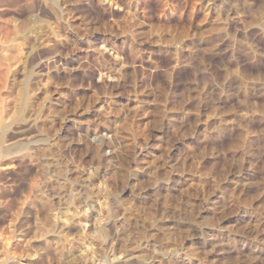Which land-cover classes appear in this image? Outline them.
Returning a JSON list of instances; mask_svg holds the SVG:
<instances>
[{"label":"clouds","instance_id":"9594fccd","mask_svg":"<svg viewBox=\"0 0 264 264\" xmlns=\"http://www.w3.org/2000/svg\"><path fill=\"white\" fill-rule=\"evenodd\" d=\"M0 224V264H264V0H0Z\"/></svg>","mask_w":264,"mask_h":264},{"label":"rangeland","instance_id":"374dc122","mask_svg":"<svg viewBox=\"0 0 264 264\" xmlns=\"http://www.w3.org/2000/svg\"><path fill=\"white\" fill-rule=\"evenodd\" d=\"M233 103H234V101H233ZM223 107H230L231 106V104H223L222 105ZM194 118V117H193ZM229 119H231V116H229L228 117ZM158 154V153H157ZM73 231H75L74 229H73ZM0 236L1 237H3V244H5L4 246H10V241L8 240V238H7V236L6 235H4V234H0ZM6 241V242H5ZM5 242V243H4ZM9 242V243H8Z\"/></svg>","mask_w":264,"mask_h":264},{"label":"bare ground","instance_id":"6f19581e","mask_svg":"<svg viewBox=\"0 0 264 264\" xmlns=\"http://www.w3.org/2000/svg\"><path fill=\"white\" fill-rule=\"evenodd\" d=\"M4 167H8V165H4ZM8 223H10V219H9V221H7ZM2 229H3V224H0V234L2 235V234H4L3 233V231H2ZM4 235H6V234H4ZM1 237V236H0ZM6 242V241H5ZM4 242V243H5ZM9 243V242H8ZM5 244H3V240H2V246H4ZM3 257L2 256H0V259H2Z\"/></svg>","mask_w":264,"mask_h":264}]
</instances>
